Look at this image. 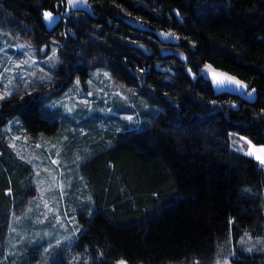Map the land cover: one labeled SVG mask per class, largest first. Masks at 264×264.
Here are the masks:
<instances>
[{
  "label": "trees",
  "instance_id": "1",
  "mask_svg": "<svg viewBox=\"0 0 264 264\" xmlns=\"http://www.w3.org/2000/svg\"><path fill=\"white\" fill-rule=\"evenodd\" d=\"M87 5L0 0L4 31L35 47L57 45L54 81H85L104 66L143 97L138 106H152L141 109L137 129L101 131L110 142L92 143L80 161L91 208L78 212L73 250L85 264H210L230 242L233 264H264V252L238 245L244 235L264 236V164L232 146L234 135L264 144V0ZM210 68L246 90L216 89ZM25 92L0 97V249L11 212L33 191L4 127L17 116L30 135L58 127L41 115L42 99Z\"/></svg>",
  "mask_w": 264,
  "mask_h": 264
},
{
  "label": "rangeland",
  "instance_id": "2",
  "mask_svg": "<svg viewBox=\"0 0 264 264\" xmlns=\"http://www.w3.org/2000/svg\"><path fill=\"white\" fill-rule=\"evenodd\" d=\"M6 31L0 27V97L26 91L41 98V115L56 120L58 127L52 134L30 135L20 126L18 116L4 127L15 159L30 170L27 185L33 191L10 214L0 264H63L64 259L67 264H85L87 259L73 250L78 212L91 208L78 165L92 153V143L110 142L102 133L113 132V128H139L146 116L141 109L152 106H138L143 97L115 82L104 66L92 70L85 81L76 77L64 85L62 75L54 81L60 61L57 45L35 47ZM232 146L264 164V144L234 135ZM230 245H223L210 264H233L236 251ZM238 245L248 252H264V236L244 235ZM120 261L125 260L118 259L115 264Z\"/></svg>",
  "mask_w": 264,
  "mask_h": 264
},
{
  "label": "water",
  "instance_id": "3",
  "mask_svg": "<svg viewBox=\"0 0 264 264\" xmlns=\"http://www.w3.org/2000/svg\"><path fill=\"white\" fill-rule=\"evenodd\" d=\"M208 76L212 79L215 88L218 90L230 89V90L236 91L238 93H243L247 88L245 83L238 80L236 77H234L230 74H227L221 70H216V69L210 68L208 71ZM225 78H232V80L240 81L241 83H240V85H237L235 83H232V82L226 80ZM217 80H225V82L222 84H218V83H216Z\"/></svg>",
  "mask_w": 264,
  "mask_h": 264
},
{
  "label": "snow or ice",
  "instance_id": "4",
  "mask_svg": "<svg viewBox=\"0 0 264 264\" xmlns=\"http://www.w3.org/2000/svg\"><path fill=\"white\" fill-rule=\"evenodd\" d=\"M68 3L72 4L74 6H76V5H81V6H84V7L88 6L87 5V0H68ZM43 15H44L45 20H48L49 22L54 20L53 14L51 12H45ZM168 35H170V34H165V36H168ZM21 47H23V46H21ZM23 63H27V61H24ZM105 75H107V73H105ZM225 79L230 81V82H232V83H235L237 85H240V83H241L240 81L232 80V78H225ZM224 82H225V80H217L216 81V83H218V84H222ZM127 119L131 120L132 117H127ZM261 151H264V149H261ZM262 162H264V161H262ZM250 250L251 249H249V251ZM119 264H126V262L125 261H120Z\"/></svg>",
  "mask_w": 264,
  "mask_h": 264
},
{
  "label": "bare ground",
  "instance_id": "5",
  "mask_svg": "<svg viewBox=\"0 0 264 264\" xmlns=\"http://www.w3.org/2000/svg\"><path fill=\"white\" fill-rule=\"evenodd\" d=\"M31 46V45H30ZM36 56V55H35ZM37 58V57H36ZM212 80V79H211ZM13 84V83H12ZM13 86V85H12ZM222 90V89H221ZM228 90H230V89H228ZM4 98V97H3ZM1 100H2V98H1Z\"/></svg>",
  "mask_w": 264,
  "mask_h": 264
}]
</instances>
